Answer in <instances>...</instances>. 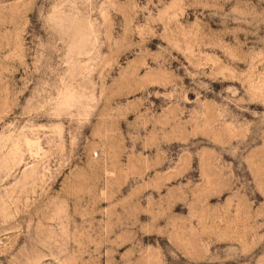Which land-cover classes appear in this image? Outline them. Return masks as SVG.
<instances>
[{"label": "rangeland", "instance_id": "rangeland-1", "mask_svg": "<svg viewBox=\"0 0 264 264\" xmlns=\"http://www.w3.org/2000/svg\"><path fill=\"white\" fill-rule=\"evenodd\" d=\"M0 264H264V0H0Z\"/></svg>", "mask_w": 264, "mask_h": 264}]
</instances>
